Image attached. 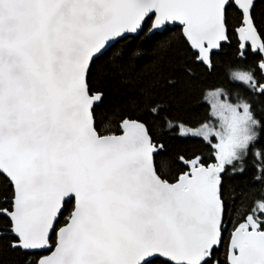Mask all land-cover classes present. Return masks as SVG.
Instances as JSON below:
<instances>
[{
  "label": "snow or ice",
  "instance_id": "obj_1",
  "mask_svg": "<svg viewBox=\"0 0 264 264\" xmlns=\"http://www.w3.org/2000/svg\"><path fill=\"white\" fill-rule=\"evenodd\" d=\"M170 23L192 62L208 68L231 36L240 58L248 47L264 54L254 0H0V174L12 189L0 217L13 249L51 252L28 264H264V199L229 204L221 178L256 139L240 135L251 104L210 93L218 114H229L227 135L217 134L215 163L211 151L182 155L178 175L142 117L116 110L108 119L122 134L97 130L94 79L107 49ZM257 67L260 76L255 68L232 75L264 97V58ZM181 132L207 137L208 128Z\"/></svg>",
  "mask_w": 264,
  "mask_h": 264
},
{
  "label": "trees",
  "instance_id": "obj_2",
  "mask_svg": "<svg viewBox=\"0 0 264 264\" xmlns=\"http://www.w3.org/2000/svg\"><path fill=\"white\" fill-rule=\"evenodd\" d=\"M255 17L257 22L264 21V0H256ZM181 31L176 25L148 36V27H145L139 35L119 40L106 51L94 79L102 95V101L94 105V118L99 117L97 130L121 134L117 121L108 119L114 111L120 110L125 118L147 120L158 148L163 146L162 155L172 162L171 175H178L180 165L177 161L182 155L188 157L195 153L203 157L211 151L213 158L208 163H215L217 137L213 138L212 145H208L200 136L184 135L180 129L181 125L194 128L216 123L209 97L213 91L223 88L224 97L231 96L232 101L244 99L251 104L254 116L261 122L257 129L259 135L250 144L245 158L235 165L229 164L221 173L226 201L237 207L242 203L254 206L255 201L264 199V179H257L261 175L259 169L264 168V157L255 155L257 150L264 152V97L254 94L243 81L233 78L232 72L255 68L254 75L260 76L257 65L264 54L246 46V57L240 58L238 35L231 36L219 51L212 52L214 66L208 68L192 62L190 53L180 43L178 34ZM166 41L171 43L162 46ZM153 108H156L155 112L151 111ZM240 168L243 171H239ZM11 191L10 183L0 174V207L9 206L7 201ZM73 205L74 201L64 209L61 225ZM231 228L232 225L227 224V229ZM6 229L4 218L0 217V264H28L29 257L35 261L48 253L13 249ZM224 236L228 237V231ZM219 255H225L223 245Z\"/></svg>",
  "mask_w": 264,
  "mask_h": 264
},
{
  "label": "clouds",
  "instance_id": "obj_3",
  "mask_svg": "<svg viewBox=\"0 0 264 264\" xmlns=\"http://www.w3.org/2000/svg\"><path fill=\"white\" fill-rule=\"evenodd\" d=\"M230 74H231V70H230ZM220 91V95L223 98L224 96V92L225 90L223 88L217 89ZM207 92V90H206ZM227 103L235 106V105H242L243 103H247L246 100L244 99H240L238 101H232L231 100V96H229ZM237 111L240 112L241 114H243V107H238ZM169 124H171L172 122L169 120L168 121ZM207 125L208 128V132H207V137H205V135H200V138H202L207 144L212 145L215 141H214V137H218L217 134L219 133L220 136H226L227 135V126L226 124H224L223 126H220L217 123H213V124H204ZM261 126V122L259 121L258 118H256L254 116V114H252L251 119L247 120L246 122H244L241 125V132L240 135L244 136L247 135L249 137H255L257 138V136L259 135L257 129ZM253 141L250 139L248 141V144L250 145ZM245 150L243 148L238 149L237 150V154L238 157L241 156L243 154Z\"/></svg>",
  "mask_w": 264,
  "mask_h": 264
},
{
  "label": "rangeland",
  "instance_id": "obj_4",
  "mask_svg": "<svg viewBox=\"0 0 264 264\" xmlns=\"http://www.w3.org/2000/svg\"><path fill=\"white\" fill-rule=\"evenodd\" d=\"M215 92H217V91H213L212 93H215ZM209 98H210V104H211V108H212L213 117L216 120V123L217 124H219L220 126H223L225 124L224 117H227L229 114L227 112H225L224 113V116L219 115L217 109L214 108V104L216 103L217 97L210 95ZM218 99L220 100V102H227L228 101V98L227 97H224L223 96V98H222L221 95L218 97ZM199 128H201V127H194L193 128V127L184 126V129L185 130H187V129L196 130V129H199ZM184 135H193V134L191 132H187V134H184ZM193 136H197V135H193ZM217 139H218V142H219V138L218 137H217ZM245 156L243 157V159L245 158ZM240 161L241 160H235V161L232 162V165H235L236 163H238ZM228 165H226L225 167H228Z\"/></svg>",
  "mask_w": 264,
  "mask_h": 264
},
{
  "label": "water",
  "instance_id": "obj_5",
  "mask_svg": "<svg viewBox=\"0 0 264 264\" xmlns=\"http://www.w3.org/2000/svg\"><path fill=\"white\" fill-rule=\"evenodd\" d=\"M254 3H256V0H254ZM153 19H154V17H153ZM176 25H178V26H180L178 23L177 24H169L168 25V27H174V26H176ZM142 32V31H141ZM141 32H138V33H130V34H127V36L126 37H128V36H137V35H139ZM156 32H160V31H153V32H149L148 31V36H151V35H153L154 33H156ZM119 40H117V42H118ZM227 42H229V41H226V42H222V44H224V43H227ZM116 43V42H115ZM115 43H113L112 45H114ZM111 45V46H112ZM110 48V47H109ZM108 48V49H109ZM107 49V50H108ZM220 49H218V50H213V52H215V51H219ZM122 134V133H121ZM117 135H120V134H117ZM74 201V200H73ZM53 251H54V248L52 249ZM32 251H42V252H48L47 254H45V255H43V256H46V255H50L51 254V252L50 251H43V250H32ZM42 256V257H43Z\"/></svg>",
  "mask_w": 264,
  "mask_h": 264
}]
</instances>
